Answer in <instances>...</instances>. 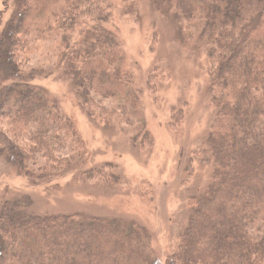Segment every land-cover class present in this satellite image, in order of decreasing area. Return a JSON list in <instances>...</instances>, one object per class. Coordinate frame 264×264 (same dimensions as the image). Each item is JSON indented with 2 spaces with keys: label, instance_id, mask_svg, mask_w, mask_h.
<instances>
[{
  "label": "trees",
  "instance_id": "1",
  "mask_svg": "<svg viewBox=\"0 0 264 264\" xmlns=\"http://www.w3.org/2000/svg\"><path fill=\"white\" fill-rule=\"evenodd\" d=\"M3 3L12 13L0 23V158L33 186L70 173L75 180L85 176L116 182L115 174L104 170L109 164L85 170L91 154L75 120L64 115L47 88L35 83L62 76L88 118L94 120L95 108L109 101L126 122L137 120L134 140L153 143L141 90L130 73L118 72L124 53L119 37L108 28L111 0ZM156 5L184 47L195 39L206 42L209 106L214 111L209 135L188 161L209 168V181L188 198L191 215L177 247L162 263L152 256L149 232L132 220L83 213L37 215L29 211L30 197L23 196L1 205L0 264L263 262L264 0H156ZM48 40L54 48L52 69L25 70L21 57ZM182 119V110H174L171 124Z\"/></svg>",
  "mask_w": 264,
  "mask_h": 264
},
{
  "label": "rangeland",
  "instance_id": "2",
  "mask_svg": "<svg viewBox=\"0 0 264 264\" xmlns=\"http://www.w3.org/2000/svg\"><path fill=\"white\" fill-rule=\"evenodd\" d=\"M3 2L0 23L5 24L12 10H5ZM111 3L108 28L119 37L124 53L118 72L122 76L130 73L141 90L143 116L153 143L141 145L144 138L134 140L139 131L137 120L126 122L109 101L95 108L94 120L88 118L62 76L35 81L57 99L64 115L75 120L91 154L85 170L109 164L104 170L112 171L116 182L85 176L77 181L70 173L48 185L33 186L0 158V210L5 199L28 196L29 211L37 215L83 213L129 219L149 232L152 256L164 263L191 215L188 198L209 181V168L202 170L197 161L188 164L209 135L214 118L209 106L206 42L195 39L186 47L180 44L172 22L159 14L156 0ZM36 45V52L21 57L22 67L52 69L53 41ZM174 110H182L183 119L172 125ZM188 165L193 169L191 176Z\"/></svg>",
  "mask_w": 264,
  "mask_h": 264
}]
</instances>
